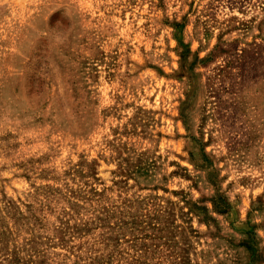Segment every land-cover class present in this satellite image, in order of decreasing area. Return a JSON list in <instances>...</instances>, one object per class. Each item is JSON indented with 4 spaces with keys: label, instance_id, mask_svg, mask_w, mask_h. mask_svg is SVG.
<instances>
[{
    "label": "rangeland",
    "instance_id": "obj_1",
    "mask_svg": "<svg viewBox=\"0 0 264 264\" xmlns=\"http://www.w3.org/2000/svg\"><path fill=\"white\" fill-rule=\"evenodd\" d=\"M0 264H264V0H0Z\"/></svg>",
    "mask_w": 264,
    "mask_h": 264
}]
</instances>
